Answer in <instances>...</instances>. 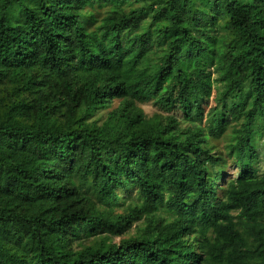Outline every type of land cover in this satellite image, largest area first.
Here are the masks:
<instances>
[{
    "label": "trees",
    "instance_id": "1",
    "mask_svg": "<svg viewBox=\"0 0 264 264\" xmlns=\"http://www.w3.org/2000/svg\"><path fill=\"white\" fill-rule=\"evenodd\" d=\"M262 135L264 0H0V264H264Z\"/></svg>",
    "mask_w": 264,
    "mask_h": 264
},
{
    "label": "rangeland",
    "instance_id": "2",
    "mask_svg": "<svg viewBox=\"0 0 264 264\" xmlns=\"http://www.w3.org/2000/svg\"><path fill=\"white\" fill-rule=\"evenodd\" d=\"M154 55V54H152ZM213 75V74H212ZM214 76V75H213ZM215 77V76H214ZM213 91H212V96L205 100V113H204V119L203 122L205 123V119L208 116V111L210 106L214 105V95L217 92V89L219 88V83L218 81H213ZM215 93V94H214ZM117 105V101L116 100H112L109 107L98 112L96 114L95 117H100V119H103L105 117L106 111L111 110L113 108H115V106ZM141 108L143 109V111L147 114L148 117H152L153 115H155V112H159L157 111L151 104V102H147L141 105ZM177 115L178 118H181L179 112L175 113ZM225 119L230 121V117L228 114H226ZM204 123H202L204 125ZM232 126L233 124L230 122L228 123L223 130L217 135V137L212 138L211 142L213 143V148L211 150V154L214 158L216 157H221V165L224 167V172H225V176L226 177H233L237 171H238V166L235 163L234 158H231V156L228 155V148H227V143L230 142V137H231V131H232ZM264 135L260 136V139L257 141V146H258V162L256 165L257 171L259 173H262L264 171ZM135 192L132 191L131 195H134ZM135 231V227L134 225L131 226V228L129 230H126L123 234H110L109 237H107L108 240L113 241V242H117L120 238L129 235L131 233H133ZM106 233H100V236H106ZM99 239V237L95 236V237H86L83 239H80L82 241L83 244L87 245V244H91L93 240ZM78 243H76L75 245H77Z\"/></svg>",
    "mask_w": 264,
    "mask_h": 264
}]
</instances>
